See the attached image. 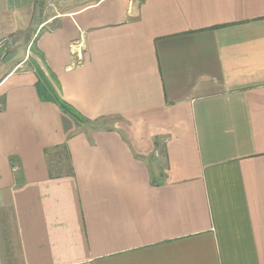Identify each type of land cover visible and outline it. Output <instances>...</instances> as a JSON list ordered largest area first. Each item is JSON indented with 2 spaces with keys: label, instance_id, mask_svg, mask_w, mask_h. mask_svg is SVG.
<instances>
[{
  "label": "crops",
  "instance_id": "crops-1",
  "mask_svg": "<svg viewBox=\"0 0 264 264\" xmlns=\"http://www.w3.org/2000/svg\"><path fill=\"white\" fill-rule=\"evenodd\" d=\"M0 34V264H264V0H0Z\"/></svg>",
  "mask_w": 264,
  "mask_h": 264
},
{
  "label": "trees",
  "instance_id": "trees-1",
  "mask_svg": "<svg viewBox=\"0 0 264 264\" xmlns=\"http://www.w3.org/2000/svg\"><path fill=\"white\" fill-rule=\"evenodd\" d=\"M37 77L38 78H37V82H36V89H37L39 97L42 101L53 102L56 105H58L64 112L73 116L74 119H76L80 123H85L88 125L92 124L95 126L96 122H91L88 119H86L71 104H69L66 100H64L62 98L61 94L57 90L54 89V87L51 84V81L48 79V77L45 75V73L42 72L41 69H38ZM97 125H100V124L96 123V126ZM94 126H92V127L95 128Z\"/></svg>",
  "mask_w": 264,
  "mask_h": 264
},
{
  "label": "built area",
  "instance_id": "built-area-1",
  "mask_svg": "<svg viewBox=\"0 0 264 264\" xmlns=\"http://www.w3.org/2000/svg\"><path fill=\"white\" fill-rule=\"evenodd\" d=\"M9 45H10V38L7 35L0 34V55L2 58H5L7 56ZM75 48L82 49L83 46L81 44H77V47L75 46ZM76 55H78V53L75 51L74 56ZM79 61H80V57H79ZM17 169H18L17 167H14V170Z\"/></svg>",
  "mask_w": 264,
  "mask_h": 264
},
{
  "label": "rangeland",
  "instance_id": "rangeland-1",
  "mask_svg": "<svg viewBox=\"0 0 264 264\" xmlns=\"http://www.w3.org/2000/svg\"><path fill=\"white\" fill-rule=\"evenodd\" d=\"M105 123H106V122H105ZM107 124H108V123H106V125H107ZM91 125H92V124H90L89 127H91ZM108 125H109V124H108ZM60 159H61L60 165H62V167H63V166H66V163H67L66 155H65V154H64V155H61V156H60Z\"/></svg>",
  "mask_w": 264,
  "mask_h": 264
}]
</instances>
